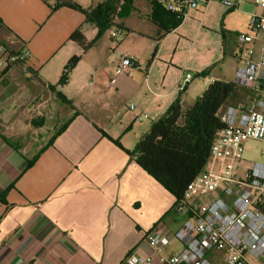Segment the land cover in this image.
I'll use <instances>...</instances> for the list:
<instances>
[{"label": "crops", "instance_id": "crops-1", "mask_svg": "<svg viewBox=\"0 0 264 264\" xmlns=\"http://www.w3.org/2000/svg\"><path fill=\"white\" fill-rule=\"evenodd\" d=\"M56 1L0 0V59L4 51L30 53L26 65L0 72V264H126L129 254H151L144 237L154 225L174 232L192 216L176 213L174 197L125 151L175 102L189 107L214 81L234 80L211 71L202 85L191 80L179 91L183 74L194 78L218 60L191 59L195 42L175 35L184 20L177 25L152 0L150 13L139 15L145 25L120 26L121 45L110 34L86 52L69 37L79 29L90 42L95 27L76 11L52 9ZM213 1L195 12L203 17ZM93 3L76 4L89 10ZM239 49L231 52L235 72ZM74 55L80 61L58 85ZM123 57L138 68L116 76ZM252 98L239 88L227 106Z\"/></svg>", "mask_w": 264, "mask_h": 264}, {"label": "built area", "instance_id": "built-area-1", "mask_svg": "<svg viewBox=\"0 0 264 264\" xmlns=\"http://www.w3.org/2000/svg\"><path fill=\"white\" fill-rule=\"evenodd\" d=\"M211 1L152 0L181 22L191 11ZM253 1L261 13L249 16L247 32L237 38L240 49L233 82L253 98L247 104L223 109L221 119L225 127L210 149L212 167L199 173L183 199L175 203L176 213H190L192 218L174 232H169L161 222L154 225L144 237L151 254H129L126 264H264V162L247 164L243 160L245 142H264V0ZM220 3L228 9L237 6L232 0ZM116 36V31L111 32L112 38ZM29 58L26 49L4 51L0 72L12 65H26ZM132 68H138L134 59L123 57L115 75ZM191 80V74H183L178 90L183 91ZM127 109L134 111V105L129 104ZM136 119L140 121L141 117ZM202 195L207 203L194 206ZM172 242L177 248L164 254Z\"/></svg>", "mask_w": 264, "mask_h": 264}, {"label": "trees", "instance_id": "trees-1", "mask_svg": "<svg viewBox=\"0 0 264 264\" xmlns=\"http://www.w3.org/2000/svg\"><path fill=\"white\" fill-rule=\"evenodd\" d=\"M122 1L104 0L93 9L86 10L71 0H57L51 8L65 7L82 14L84 23L93 25L99 34L114 26ZM180 23L177 20V25ZM69 40L77 43L82 52H86L91 46V41H87L79 29L70 35ZM79 61L80 56L77 55L67 61L58 85L66 83L69 73ZM205 74L201 72L199 76ZM50 89L54 90L55 87L51 86ZM238 89L232 82L214 81L191 106L183 108L175 102L161 118L150 125L133 151H125L144 172L174 197L175 203L183 199L184 192L193 179L206 169L211 146L225 127L221 119L222 111ZM61 100L66 105H71L63 98ZM67 124L68 122L57 130L49 145L65 130ZM114 143L121 148L118 142ZM35 159L27 161V167Z\"/></svg>", "mask_w": 264, "mask_h": 264}, {"label": "rangeland", "instance_id": "rangeland-1", "mask_svg": "<svg viewBox=\"0 0 264 264\" xmlns=\"http://www.w3.org/2000/svg\"><path fill=\"white\" fill-rule=\"evenodd\" d=\"M100 1L93 0L95 3L92 6H95ZM232 1L237 4L234 9H228L220 3V0H214L203 17L195 11H191L189 17L180 24L181 27L175 31V35L188 41L189 45L191 42H195L191 59H199L200 62L208 58L218 60L215 61L212 67L206 69L205 73L207 74L205 76H194L193 78L192 75V84L197 87L211 76V71H221L227 80H234L235 67L232 65L231 52L234 51L236 44L239 45L238 36L247 32L246 25L248 24L249 16L260 14L261 10L254 4L253 0ZM73 2L83 4V0H73ZM149 2L150 0H123L115 17L114 26L102 30L99 34L95 28L89 27L90 31L94 33L91 44L93 40L108 39L111 32L116 31L117 36L112 43L118 46L121 45L125 37L122 30L119 29L120 26L132 28L138 25H145L147 19L140 18L139 15L147 16L150 13ZM130 46L129 43L123 44L124 49ZM132 48L138 49L137 46L133 45ZM183 52L181 56L184 57L187 53L186 50ZM238 91L232 99L236 97ZM193 103L194 101H191L190 104L192 105ZM243 148V160L247 164L264 162V142L247 141L243 144ZM210 166L211 163L209 161L206 168L208 169ZM202 202L207 203L205 200ZM170 249H172L171 246L167 247L163 253L167 254Z\"/></svg>", "mask_w": 264, "mask_h": 264}]
</instances>
